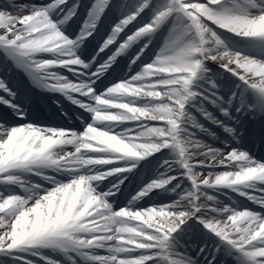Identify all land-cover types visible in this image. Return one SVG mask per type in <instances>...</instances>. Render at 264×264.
Returning <instances> with one entry per match:
<instances>
[{"label": "clouds", "instance_id": "clouds-1", "mask_svg": "<svg viewBox=\"0 0 264 264\" xmlns=\"http://www.w3.org/2000/svg\"><path fill=\"white\" fill-rule=\"evenodd\" d=\"M61 6L62 17L49 5L22 20L0 18V44L20 41L23 70L58 110L46 113L48 122L34 121L25 107L12 111L21 123L0 120V258L198 264L199 254L172 257L177 234L195 222L237 264H264V161L243 147V133L226 122L235 120L232 102L217 95L219 81L231 78L239 92L264 97V0H143L141 11L156 13L151 23L102 63L98 58L115 40L86 62L83 52L98 22L85 19L78 34L68 35L79 5L57 0ZM169 22L150 63L98 91L133 44L147 40L136 65ZM208 103L226 119L218 120ZM202 120L220 123L231 142ZM149 163L156 165L154 176L117 210L130 176ZM10 261L16 264H0Z\"/></svg>", "mask_w": 264, "mask_h": 264}, {"label": "snow or ice", "instance_id": "snow-or-ice-1", "mask_svg": "<svg viewBox=\"0 0 264 264\" xmlns=\"http://www.w3.org/2000/svg\"><path fill=\"white\" fill-rule=\"evenodd\" d=\"M196 2H205V0H196ZM77 3L79 5V17L81 13H83L86 19H92L98 22L94 34L89 38L86 44L96 42L97 44L104 45L106 41L110 42L113 39L115 40V43H111L105 53H102L103 55L99 58L100 63L107 58V55L114 53L121 45L138 39L137 34L140 29L143 28L145 24L151 23L152 18L156 14L152 9L141 11L143 0H77ZM27 5H32V9L26 7ZM49 5L56 8L59 17H62L67 10L65 6L57 8V0H45V2L41 4L26 2V0H7L6 3L0 5V18L5 17L6 14H11L22 20L25 15H30L31 11L37 6L46 8ZM53 18L57 19V16ZM158 23L162 22L158 21ZM165 26L171 27L170 22L168 24H163L162 29ZM85 27H87V25H85ZM81 30L80 28L79 32ZM67 34L73 35L70 31ZM15 35L22 34L16 33ZM19 43L20 41H17L16 45L8 43L0 44V51H2L5 58L4 64L0 65V71H10L9 65L15 66V68H22L25 71L27 70L21 59L22 54L16 50ZM145 43H147V40H141L139 44H133V48L138 52L137 55L140 54ZM136 56L132 61L136 59ZM82 58L85 60L84 56H82ZM139 61H141V58ZM0 92L3 93L0 95V109H3V111H0V120H7L12 124V111L15 110L16 107H22L20 97L18 96V88L10 80L0 77ZM205 95L208 96L209 102L220 103V100L210 95V93H205ZM260 98L264 99V97ZM233 99H235V97H233ZM222 116L224 117L223 113ZM214 126L221 127V124H214ZM155 251L157 250L153 249L150 252H146L145 255H153ZM172 257L174 259H180L182 255L174 249ZM0 259L16 260V264H26L25 260L16 256L3 257ZM149 264H154V262L149 261Z\"/></svg>", "mask_w": 264, "mask_h": 264}, {"label": "bare ground", "instance_id": "bare-ground-1", "mask_svg": "<svg viewBox=\"0 0 264 264\" xmlns=\"http://www.w3.org/2000/svg\"><path fill=\"white\" fill-rule=\"evenodd\" d=\"M7 2V0H0V5H3L4 3H6ZM26 2H30V3H35V4H41V3H44V1L42 2V0H26ZM20 25H17V27H19ZM166 28V26L162 29V30H164ZM161 30V31H162ZM3 29H0V34H2L3 33ZM160 36H157V38L153 41V43H152V45L149 47V48H151V47H154L157 43H162L163 42V40L161 39V38H159ZM94 44V43H93ZM88 44H86V46H87ZM102 46V45H101ZM86 50V47H85V49H84V51ZM133 50H134V48L132 49V53H133ZM84 54H86V53H84L83 52V56H84ZM136 55H137V53H135ZM103 54H101V56H102ZM136 55H133L132 56V59L136 56ZM95 56V55H94ZM127 59L128 58V56H126V57H121V58H119V60H118V62H117V64H119L120 63V60H123V59ZM98 60H99V58H98ZM86 61V60H85ZM4 62H5V58H4V56H3V53H2V51H0V65H3L4 64ZM87 62V61H86ZM116 64V65H117ZM115 65V66H116ZM212 68H213V71L214 72H220L221 70L220 69H217L216 68V66L215 65H212L211 66ZM9 68H12V70H13V72H12V75L13 76H15L17 79H22V78H24V79H27L28 78V75H27V73L22 69V68H15V66H11V65H9ZM137 72L138 71H136V72H131V70L129 69L128 71H127V74L123 77V79H126V78H130L132 75H135V74H137ZM1 77V76H0ZM69 78H72V76L71 75H69ZM122 79V80H123ZM16 82V80H14V82H12L14 85H16L17 86V88H18V83L16 84L15 83ZM219 82H222V83H225V84H233L234 83V81H233V79H231V78H225V79H223V80H220ZM234 86H236L235 85V83H234ZM34 86L33 85H31V88H33ZM35 88V87H34ZM108 88V87H107ZM36 90H38V89H36ZM104 90H106V89H104ZM104 90H102V91H104ZM234 91H235V88L231 91V93H234ZM237 93H241V92H239L238 90H237ZM248 94V93H247ZM247 94H243V95H241V98H247V96H249V95H251V96H256L257 97V95H255V94H253V93H251V92H249V95H247ZM0 95H2V94H0ZM260 98V97H259ZM31 99H29V101H30ZM237 102H239V101H237ZM25 104V108H30V106L29 105H27L28 103L26 102V103H24ZM209 103L208 104H206V106H207V108L209 107ZM234 107V108H233ZM233 107H232V109H231V114L233 115V117H235V120L234 121H226L228 124H229V126H232V127H235L236 129H237V134L239 135L240 133H241V130L245 127V125L246 124H248L249 125V129H248V131H247V133H245V131L243 132V135L244 134H247V136H243L244 137V139L246 138V139H248V140H250V141H254V139H252L251 138V134L252 133H254L256 130L255 129H257L258 131H260L262 128H263V126H264V117H257V118H253L254 117V115H256V113L261 109V108H264V99H261L260 98V100H259V102H257V104L255 105V109L253 110V113L252 114H249V115H244L243 114V112H240V113H238L237 112V109H241V108H243V104H241V103H235V104H233ZM243 110L245 111V109L243 108ZM251 116H253V117H251ZM218 119H221V120H225V118L223 117V116H221V117H218ZM237 121H238V123H237ZM202 122H204L203 120H202ZM21 123V122H20ZM216 129H214V128H210L212 131H214L216 134H217V136H219L220 137V139L221 140H225V141H230L231 142V137H229L228 136V134L227 133H225L224 131H223V129L222 128H220V127H218V126H216L215 127ZM256 133V132H255ZM254 135H256V134H254ZM242 138V137H241ZM205 139H207V138H205ZM261 139H263V138H261ZM260 142V139H259V141H257V142H252L254 145H257L258 143ZM215 146H218V147H223V145H221V144H219V142H215ZM250 152V151H249ZM255 157L257 156V155H262V154H264V149H262V150H260L259 151V153H254V152H251ZM145 166H147V165H145ZM144 166V167H145ZM139 180H140V177H139V174L136 172L135 174H132L131 176H130V178H129V180L126 182V187H127V185L128 184H132L133 185V187H137L140 183H139ZM167 202H171L170 200H168V201H163V202H161V203H167ZM127 203V202H126ZM126 203L123 205V206H125L126 205ZM151 205V204H150ZM149 205V206H150ZM123 206H120V207H123ZM117 207V210H119V206H116ZM192 224H196V225H198V223H195V222H193V223H190L189 225H192ZM189 225H186V226H184V230H185V228L187 227V226H189ZM198 226H200V225H198ZM200 227H202V226H200ZM183 230V231H184ZM205 232V231H204ZM206 233V232H205ZM180 234H182V233H178L177 234V237H178V235H180ZM207 235V234H206ZM207 237H208V240L207 241H205L204 240V242L201 244V247L202 246H205L206 245V242H208L207 244V246H205L207 249H206V254H208V256H206V258L208 259V262H207V264H209V261H211V264H237V262H236V260L235 259H233V256L232 255H229L228 254V250L225 248V247H222V246H220L219 244H218V241L216 240V239H213V238H210L208 235H207ZM196 238H195V240L193 239V240H190V243H189V245H187L186 243H184V249H182V250H180L179 252H178V244H175V251L176 252H178V253H180L182 256H184V255H190V256H192L191 255V252L194 250V245L196 244ZM214 241V243H213V246H211V243ZM219 248V250H217ZM211 249V250H210ZM210 250V251H209ZM193 258H195V256H192ZM202 257H204V256H202ZM216 257V259H214ZM214 259V260H213ZM199 261H200V259H199ZM201 263V262H200ZM199 262H198V264H200ZM9 264H11L10 262H9Z\"/></svg>", "mask_w": 264, "mask_h": 264}, {"label": "rangeland", "instance_id": "rangeland-1", "mask_svg": "<svg viewBox=\"0 0 264 264\" xmlns=\"http://www.w3.org/2000/svg\"><path fill=\"white\" fill-rule=\"evenodd\" d=\"M43 1L45 2V0H42V2H43ZM169 28H170V26H166V29L164 30L165 32L161 35L163 42H164L166 36L168 35ZM163 42L160 43V44H158V46H156L155 48H153V50H148V51L145 52V55H144V62L139 64V70H140V68H141L144 64H147V63H149V62L152 61V59L155 57L156 53L159 51L160 47L163 45ZM128 68H129V67H128ZM128 68H126V69H128ZM132 68H133V67H131V69H132ZM134 71H138V70H134ZM10 73H11V71H10ZM22 107H23V106H22ZM0 111H3V109H0ZM33 114L36 115L37 113H35V112H31V114H30L31 117H34V116H35V115L33 116ZM15 121H19V120L13 118V121H12V122H15ZM164 200L168 201L169 199H164ZM122 202H123V201H118L117 205L120 204V203H122Z\"/></svg>", "mask_w": 264, "mask_h": 264}]
</instances>
